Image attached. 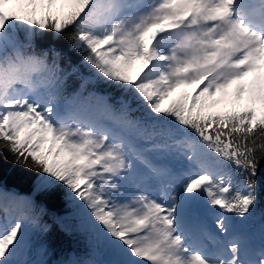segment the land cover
<instances>
[{
	"label": "snow or ice",
	"instance_id": "1",
	"mask_svg": "<svg viewBox=\"0 0 264 264\" xmlns=\"http://www.w3.org/2000/svg\"><path fill=\"white\" fill-rule=\"evenodd\" d=\"M262 162L264 0H0V166L35 174L0 180V264H19L37 195L67 197L94 245L66 264L100 247L103 264H264V237L231 223ZM201 200L211 228L186 220Z\"/></svg>",
	"mask_w": 264,
	"mask_h": 264
},
{
	"label": "trees",
	"instance_id": "2",
	"mask_svg": "<svg viewBox=\"0 0 264 264\" xmlns=\"http://www.w3.org/2000/svg\"><path fill=\"white\" fill-rule=\"evenodd\" d=\"M20 35H22V33H20ZM99 90L102 91V93H110L107 88H101ZM34 176L35 174L31 172L30 170L23 169V168H20L18 166H14L8 163H4L2 166H0V180H2L9 187H15L21 191H26L30 188V186L34 182ZM62 191L63 189H61V192ZM258 197L264 198V168L261 169L260 174L257 179V198ZM36 199L41 205L45 207L46 218H52L51 211L65 212V207H66L65 200L66 199H65V196L63 195H57L55 197L37 195ZM256 208H259V206L257 205ZM49 220L51 221L50 227L48 229L49 237L57 241L59 239L57 246H59V249H63L66 241L70 238L69 232H68L69 230L68 228H62L58 226V224H55L51 219ZM63 237H64L65 242H62ZM83 243H84V236H81L79 234L78 242H74V244H76L75 245L76 249L82 247ZM53 255L56 259L61 257V254L59 253L54 252ZM50 258H52L51 255H50Z\"/></svg>",
	"mask_w": 264,
	"mask_h": 264
},
{
	"label": "rangeland",
	"instance_id": "3",
	"mask_svg": "<svg viewBox=\"0 0 264 264\" xmlns=\"http://www.w3.org/2000/svg\"><path fill=\"white\" fill-rule=\"evenodd\" d=\"M138 64H139V62H136V64L133 65V67H132V69H131V74H132V75H135V72H136V70H137V68H138ZM248 79H249V77H246V78H245V81L247 82ZM179 91H180V89H179L178 91L176 90L175 92H173V93H172V96H170L169 99H171L172 97H174L175 95H177ZM229 91H231V89H230ZM246 94H247V92H245V96H246ZM164 103L167 104V103H168V100H165ZM18 257H24V258L26 259V261H28L27 256H26V253H25V250H23L22 252L18 253V254H17L15 257H13V258H14V259H17ZM35 260H37V258H36Z\"/></svg>",
	"mask_w": 264,
	"mask_h": 264
},
{
	"label": "bare ground",
	"instance_id": "4",
	"mask_svg": "<svg viewBox=\"0 0 264 264\" xmlns=\"http://www.w3.org/2000/svg\"><path fill=\"white\" fill-rule=\"evenodd\" d=\"M235 228L239 231V229L237 228V226Z\"/></svg>",
	"mask_w": 264,
	"mask_h": 264
}]
</instances>
